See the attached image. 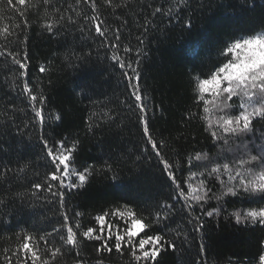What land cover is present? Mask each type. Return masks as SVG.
Listing matches in <instances>:
<instances>
[{
  "label": "trees",
  "instance_id": "trees-1",
  "mask_svg": "<svg viewBox=\"0 0 264 264\" xmlns=\"http://www.w3.org/2000/svg\"><path fill=\"white\" fill-rule=\"evenodd\" d=\"M53 2L62 12L69 4L75 5V0ZM126 3V7L113 10L103 0H97L99 18L110 29L108 39L113 38L112 29H120V43L132 48L127 54L121 48L126 59L135 61L136 50L140 49L142 88L151 97L150 128L154 138L167 145L162 149L165 155L182 161L183 171L177 173L182 180L187 176L184 161L188 154L201 151L214 157L224 147L211 140L199 119H187L189 110L197 111L191 77L211 69L217 49L225 40L264 26V0H188L179 16L174 14L171 20L163 14L152 15L165 0ZM44 7L41 3L39 11L35 7L27 9L29 26L24 28V18L14 10L24 11V6L15 0L11 6L6 0L0 3L4 17L0 23L21 24L14 31L20 33L21 41L24 35L28 37L26 44L17 43L10 50L26 47L29 65L26 77L20 79L19 66L11 63V57H0V169H11L0 179V199L5 201L0 204V256L4 248L19 243L16 234L21 229L39 235L63 222L55 198L46 192L33 195L32 184L43 182L45 174L52 170L40 139L43 135L50 143L61 139L67 144L78 141L75 167L93 168L83 186L65 190L66 209L70 217L75 212L82 214L79 220L83 227H98L94 219L97 214L125 203L148 215L158 204L168 201L176 211L168 220L153 224L148 234L160 232L173 240L176 248L166 247L154 264H258L264 252V225L237 224L229 216L236 208L250 206L248 202L240 197H224L220 213L213 217L203 216L197 206L195 215L202 216L203 227L195 231V223H188L190 216L182 200L173 199L174 186L150 146L145 151L138 111L123 70L110 58L111 48L101 46L104 38L97 36L94 29L89 31L87 24L82 29L65 21L58 30L47 32L42 27ZM77 10L93 14L87 4L82 3ZM68 14L75 17L74 12ZM79 23L84 24L82 18ZM41 65L45 72H40ZM25 79L45 96L43 128L35 122L27 94L22 92ZM57 115L60 119L53 118ZM233 155L225 151L218 162L230 161ZM105 164L112 165V170H105ZM194 164L193 171L204 166ZM20 168L24 170L18 171ZM209 186L213 192L220 190L215 179L209 181ZM215 207L217 201L210 200L204 211ZM98 244L83 242L82 256L87 264H96L97 260H103V264L128 261L126 253L123 257L115 251L97 255ZM76 258L74 251L66 252L56 264H74Z\"/></svg>",
  "mask_w": 264,
  "mask_h": 264
},
{
  "label": "snow or ice",
  "instance_id": "snow-or-ice-1",
  "mask_svg": "<svg viewBox=\"0 0 264 264\" xmlns=\"http://www.w3.org/2000/svg\"><path fill=\"white\" fill-rule=\"evenodd\" d=\"M3 2L4 0H0V3ZM6 2L11 6L14 0ZM15 2L24 6V11L14 9L24 18V28L29 26L27 9L35 7L39 11L42 3L45 6L42 11L45 17L42 27L47 32L58 30L67 21L69 24H78L82 29L87 24L89 31L94 29L97 36L104 38L101 46L111 48L110 58L123 70L129 95L138 111V120L146 139L145 151L148 150L147 146H150L162 165L163 172L174 186L173 199L178 197L182 200L183 209H186L190 216L188 223H195V231L203 227L202 216L195 215V208L199 206L203 216L213 217L220 213V202L227 196L240 197L250 205L236 208L229 213L237 224L264 225V26L258 30L241 32L225 40L217 49L216 63L211 69L206 73L197 72L192 75L193 103L197 111L189 110L187 119H199L211 140L217 145L222 143L224 147L219 148L214 157L201 151L188 154L184 161L188 166L187 176L181 180L177 173L183 171L182 161L178 157L170 159L165 155L162 149L167 145L163 140L155 139L150 128L151 97L142 88L139 70L140 49L136 50L135 61L121 55V48L125 54L130 53L132 48L120 43L119 28L112 29L113 38L108 39L107 33L110 29L104 27L105 21L99 18L97 0H75V5L69 4L63 12L60 7L55 6L53 0ZM82 3L90 6L93 12L91 16L83 10H77ZM103 4L113 10L127 6L126 0H120L119 3L116 0H103ZM187 5L188 0H165L164 4L154 8L152 15L163 14L171 20L174 14L179 16ZM70 11L75 13V17L68 14ZM80 18L84 24L79 23ZM3 19V9H0V22ZM145 23L150 21L146 20ZM186 23L191 27V20ZM19 28L21 24L0 23V40L6 42L0 43V49H3L0 50V57H11V63L19 66V78L24 79L29 67L27 49L23 47L16 51L10 50L17 43L26 44L27 35H24V40L21 41L20 33L14 31ZM39 70L45 72L46 68L41 65ZM22 92L27 94L35 122L43 128L46 103L43 92L36 91L26 79ZM131 107L132 105H129V108ZM53 118L60 119L58 115ZM40 139L50 159L52 170L45 174L43 182L32 184L33 195L46 192L49 197L55 198L59 203L63 222L51 231L39 235L21 229L16 234L19 243L15 247L3 249V255L0 256L3 264H56L58 257H63L66 252L71 251H74L77 257L74 264H87V260L82 256L85 240L99 242L95 249L97 255L115 251L123 257L126 253L129 258L126 264H154L166 247L176 248L173 240L160 232L148 234L153 224L168 220L176 211L174 204L168 201L158 204L148 215L138 213L127 203L119 205L95 216L98 227H83L79 220L82 216L80 212H75L74 217H70V210L66 209L65 190L71 191L83 186L92 175L93 168L89 166L78 170L75 167L74 153L78 141L67 144L66 140L61 139L50 143L43 135ZM225 151L233 153V159L218 162ZM173 152L175 153V149ZM194 161L204 166L193 171L196 166ZM104 169L111 171L112 165L105 164ZM9 171L11 169L7 167L0 169V179L5 178ZM212 179L220 185L218 192H213L209 186ZM210 200L217 201L218 207L204 211V206ZM4 203L5 201L0 199V204ZM106 217L109 219L106 220ZM203 247L201 245L202 250ZM96 264H103V260H97ZM258 264H264V252L259 255Z\"/></svg>",
  "mask_w": 264,
  "mask_h": 264
}]
</instances>
